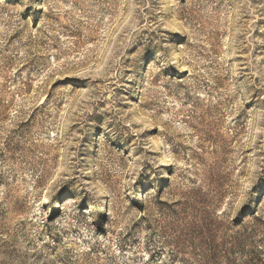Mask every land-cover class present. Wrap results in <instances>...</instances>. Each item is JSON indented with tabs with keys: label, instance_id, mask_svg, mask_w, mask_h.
Masks as SVG:
<instances>
[{
	"label": "rangeland",
	"instance_id": "obj_1",
	"mask_svg": "<svg viewBox=\"0 0 264 264\" xmlns=\"http://www.w3.org/2000/svg\"><path fill=\"white\" fill-rule=\"evenodd\" d=\"M0 264H264V0H0Z\"/></svg>",
	"mask_w": 264,
	"mask_h": 264
}]
</instances>
